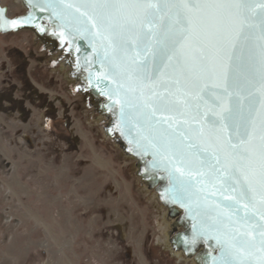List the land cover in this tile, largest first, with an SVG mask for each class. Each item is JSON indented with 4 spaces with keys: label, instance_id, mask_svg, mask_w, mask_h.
Instances as JSON below:
<instances>
[{
    "label": "water",
    "instance_id": "water-1",
    "mask_svg": "<svg viewBox=\"0 0 264 264\" xmlns=\"http://www.w3.org/2000/svg\"><path fill=\"white\" fill-rule=\"evenodd\" d=\"M17 2L23 11L11 15L0 0V34L30 32L84 99L102 138L132 161L168 253L187 264H248L259 256L254 226L264 223V206L235 173L249 112L259 108V28L245 27L229 61L239 18L219 37L197 33L185 42L175 9L109 29L93 25L82 0ZM23 20L30 22L10 26ZM222 108L230 109L223 117Z\"/></svg>",
    "mask_w": 264,
    "mask_h": 264
},
{
    "label": "rangeland",
    "instance_id": "rangeland-1",
    "mask_svg": "<svg viewBox=\"0 0 264 264\" xmlns=\"http://www.w3.org/2000/svg\"><path fill=\"white\" fill-rule=\"evenodd\" d=\"M0 117V264H187L157 242L132 161L28 31L0 34Z\"/></svg>",
    "mask_w": 264,
    "mask_h": 264
},
{
    "label": "snow or ice",
    "instance_id": "snow-or-ice-1",
    "mask_svg": "<svg viewBox=\"0 0 264 264\" xmlns=\"http://www.w3.org/2000/svg\"><path fill=\"white\" fill-rule=\"evenodd\" d=\"M63 2V0H62ZM76 7L75 5H67ZM81 7L89 8L93 15L88 16L95 26L96 20L106 25L109 29L120 27V19L126 22L135 23L137 20L143 24L150 12H161L176 10L174 22L182 25L180 31L185 42L197 35V33L211 34L217 37L231 27L238 20V27L235 29V38L229 41L228 49L225 51L230 61L236 52V40H239L245 27L260 30L259 34V57L261 82L258 89L260 100L259 108L249 112L248 119L240 138V145L243 152L238 157L235 168L237 177H242L247 191L251 192L252 199H259L264 206V0H82ZM79 11L80 8L76 7ZM95 17V19H93ZM259 23H249L257 19ZM3 13L0 11V20ZM163 19V16H161ZM29 20L11 21L10 26L15 28L20 23H29ZM7 23V22H5ZM147 27L151 30L155 25L148 22ZM246 38V37H245ZM183 47V45H182ZM230 112L229 108H222V117ZM238 135H240L238 133ZM233 148L237 147L232 145ZM177 171H180L178 168ZM239 182V179H237ZM257 188L259 192L257 194ZM247 207V205H245ZM255 209V205H253ZM260 220L264 221V212L259 213ZM259 227V256H253L248 264H264V223L255 225ZM255 239L253 233H249ZM223 264H231L224 261Z\"/></svg>",
    "mask_w": 264,
    "mask_h": 264
},
{
    "label": "bare ground",
    "instance_id": "bare-ground-1",
    "mask_svg": "<svg viewBox=\"0 0 264 264\" xmlns=\"http://www.w3.org/2000/svg\"><path fill=\"white\" fill-rule=\"evenodd\" d=\"M162 239L163 238H162V235H161V228H160V226L159 227L157 226V236H156V240H157V242H162Z\"/></svg>",
    "mask_w": 264,
    "mask_h": 264
},
{
    "label": "flooded vegetation",
    "instance_id": "flooded-vegetation-1",
    "mask_svg": "<svg viewBox=\"0 0 264 264\" xmlns=\"http://www.w3.org/2000/svg\"><path fill=\"white\" fill-rule=\"evenodd\" d=\"M45 53H46V52H45ZM46 54H47V53H46ZM48 55H49V54H47V56H48ZM22 75H23V74H22ZM22 75H21V77H22V79H24L23 81H24V82L27 81L26 78H25V75H23V76H22ZM7 105H9V104H7ZM54 121L58 123V121H60V120L55 119ZM61 122H62V121H61Z\"/></svg>",
    "mask_w": 264,
    "mask_h": 264
},
{
    "label": "crops",
    "instance_id": "crops-1",
    "mask_svg": "<svg viewBox=\"0 0 264 264\" xmlns=\"http://www.w3.org/2000/svg\"><path fill=\"white\" fill-rule=\"evenodd\" d=\"M5 123H4V121H3V118H2V120H1V117H0V129H2V127H3V125H4ZM3 130V129H2ZM1 131V130H0ZM0 137H1V135H0Z\"/></svg>",
    "mask_w": 264,
    "mask_h": 264
}]
</instances>
